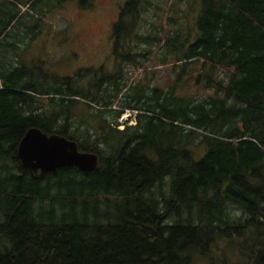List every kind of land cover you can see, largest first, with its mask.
Instances as JSON below:
<instances>
[{"label": "trees", "instance_id": "16d2710c", "mask_svg": "<svg viewBox=\"0 0 264 264\" xmlns=\"http://www.w3.org/2000/svg\"><path fill=\"white\" fill-rule=\"evenodd\" d=\"M39 1L0 0V264H229L213 255L219 239L238 264H264V0H191L194 26L164 36L141 24L173 0H127L113 69L89 71L87 88L81 72L45 78L43 59L8 61L40 33H13ZM155 45L174 83L126 89L124 68ZM188 75L197 92H178ZM126 109L137 123L121 129ZM31 127L97 152L98 168H26L17 149Z\"/></svg>", "mask_w": 264, "mask_h": 264}, {"label": "rangeland", "instance_id": "374dc122", "mask_svg": "<svg viewBox=\"0 0 264 264\" xmlns=\"http://www.w3.org/2000/svg\"><path fill=\"white\" fill-rule=\"evenodd\" d=\"M126 1L40 0L34 10L28 9V6L21 7L20 32L15 30L13 33L23 34L35 22L40 23V33L33 38L23 39L19 43V59L16 57L11 61L10 56L13 54V49L11 46L9 50L6 49V55L9 56L8 61L18 62L21 60L25 63L32 61L36 63L43 59L45 63L42 70L45 78L49 79V76L55 75L74 76L81 72L85 75L80 79L78 85L87 88L89 71L91 72L90 76L94 79L101 76L96 73L101 66L106 72L113 69L115 59L112 55V27L117 20L120 8ZM190 1L162 2L163 11L160 10L159 15L154 14V9L148 10L144 14L147 22L141 24V30L143 32L150 31L152 34L157 32L164 36L167 32L174 33L178 28L183 31L187 26L193 27L196 16L194 14L197 12L193 11L192 15H188V17L184 15ZM172 8H175L176 11ZM10 9L13 10L12 7ZM25 9L32 14L24 13ZM170 17L176 20L172 21L169 19ZM8 41L12 42L11 37ZM143 47H147V45L144 44ZM154 47L158 53L150 56V59L145 61L144 67L137 68L127 65L124 68V78L128 82L126 89L131 90L132 86L143 87L145 84L148 86L159 85L165 89L172 86L177 77V72L172 69L173 62L160 61L158 57L162 46L155 45ZM192 83L193 77L185 76L178 92H197ZM75 110L79 115H83L81 107H77ZM137 112L131 109L123 111L119 117V128L123 129L126 125L136 124ZM123 116H127V119ZM231 247L226 239H219L214 248V257L218 259L224 253L229 264H238L239 254ZM195 264H209V262L205 258H198Z\"/></svg>", "mask_w": 264, "mask_h": 264}, {"label": "water", "instance_id": "95a60500", "mask_svg": "<svg viewBox=\"0 0 264 264\" xmlns=\"http://www.w3.org/2000/svg\"><path fill=\"white\" fill-rule=\"evenodd\" d=\"M17 155L23 166L34 172H54L59 168L77 166L84 172L99 166L97 152L81 151L78 143L66 136L31 127L21 139Z\"/></svg>", "mask_w": 264, "mask_h": 264}, {"label": "built area", "instance_id": "2783aa9c", "mask_svg": "<svg viewBox=\"0 0 264 264\" xmlns=\"http://www.w3.org/2000/svg\"><path fill=\"white\" fill-rule=\"evenodd\" d=\"M124 117L127 119V116H123V118H124ZM128 124H129V122H128Z\"/></svg>", "mask_w": 264, "mask_h": 264}, {"label": "bare ground", "instance_id": "6f19581e", "mask_svg": "<svg viewBox=\"0 0 264 264\" xmlns=\"http://www.w3.org/2000/svg\"><path fill=\"white\" fill-rule=\"evenodd\" d=\"M136 121V120H135Z\"/></svg>", "mask_w": 264, "mask_h": 264}]
</instances>
